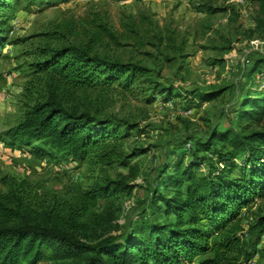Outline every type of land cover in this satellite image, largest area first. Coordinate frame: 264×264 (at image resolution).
<instances>
[{
    "label": "trees",
    "instance_id": "16d2710c",
    "mask_svg": "<svg viewBox=\"0 0 264 264\" xmlns=\"http://www.w3.org/2000/svg\"><path fill=\"white\" fill-rule=\"evenodd\" d=\"M21 1L0 0V13ZM218 1L204 0L194 10L206 22L227 15L235 39L264 41V0H252L250 29L238 25L231 0ZM104 13L92 12V27L78 41L57 31L39 36L41 44L30 52L29 82L37 102L4 137L38 158L70 159L103 174L125 168L126 174L115 179L105 174L74 200L54 195L40 200L25 180L12 184L0 196V264H38L45 254L58 264H194L196 258H202L198 264H249L256 243L264 239V212L258 207L264 198V89L245 92L228 114L227 128L209 126L188 140L192 147L176 162L166 161L156 170L135 219L119 225L112 209L106 215L95 212L100 200L113 198L112 204L130 196L139 178L151 179L150 172L131 164L147 150L132 146L129 135L145 134L142 123L158 96L169 100L177 95L201 104L223 99L231 89L180 90L165 81V66H176V74L182 70L196 30H169L131 15L116 28ZM8 23L0 14V51L7 45ZM200 33L207 41L208 35L217 37L204 50L219 56L232 51L229 34L214 30L210 22ZM123 42L151 52H144L142 60L115 58L112 52ZM212 64L223 68L224 60L212 59ZM260 65L264 60H256L249 78ZM128 101L125 114L112 112L115 104ZM178 145L180 150L185 143Z\"/></svg>",
    "mask_w": 264,
    "mask_h": 264
},
{
    "label": "rangeland",
    "instance_id": "374dc122",
    "mask_svg": "<svg viewBox=\"0 0 264 264\" xmlns=\"http://www.w3.org/2000/svg\"><path fill=\"white\" fill-rule=\"evenodd\" d=\"M202 1L25 0L11 10L1 12L2 16L8 17L9 23L6 27L7 45L0 51V196L6 195L12 184L25 180L33 191L38 192L35 196L40 200H47L52 195L74 200L101 176L106 174L108 178L115 179L118 174H126L125 168L114 167L103 174L85 163L70 159L54 156L38 158L30 152V148L19 147L17 144L11 146L4 134L17 126L37 102V97L29 88L32 79L30 52L41 44L43 38L40 35H52L57 31L65 35L68 41H78L92 27V12L105 16L106 11L109 23L116 28L120 26V21L125 20L126 15L134 19L146 17L165 29L190 34L196 30V38L188 40V58L180 73L176 74V66H165L162 75L166 82H173L180 90H205L211 86H230L231 89L223 99L201 104L177 95L169 100H164L163 96L155 99L149 108L147 121L142 123L145 134L139 138L134 137L135 133L129 135L132 146L147 150L145 155L134 158L131 164L137 163L142 171L150 172L151 179L139 178L135 182L137 188L130 196L115 198L112 204L109 200L113 198L100 200L95 211L106 215L112 209L119 225L124 220L135 219L138 202L147 194L145 188L156 178V170L166 161L176 162L184 151L191 148L193 143L189 139L198 138L214 125H219L221 129L227 128V116L237 109L239 97L245 92H261L264 89V65H260L248 77L256 60H264V41H247L240 37L235 39L227 27V15L220 14L207 22L223 35L229 34L226 38L232 42L233 49L223 56L204 50L217 37L208 35L207 41V37L200 33V28L207 22L205 16L194 9ZM230 3L238 10V25L245 29L253 28L255 7L252 0H231ZM122 44L121 48L113 50L115 58L127 60L134 57L142 60L144 52H151L125 45L129 44L126 42ZM216 44L220 46L219 41ZM220 57L224 60L223 68L212 64V59ZM129 106V101L118 102L111 109L123 115ZM181 142L185 146L178 150L177 146ZM258 207L264 212V198L258 201ZM244 222V225H248L249 218ZM263 245L264 239L256 243V254L249 264H264ZM201 260L196 258L194 264ZM38 264L58 263L48 259L45 254Z\"/></svg>",
    "mask_w": 264,
    "mask_h": 264
}]
</instances>
